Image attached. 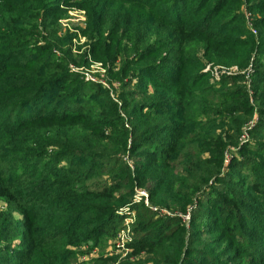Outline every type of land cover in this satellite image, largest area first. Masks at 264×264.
<instances>
[{"label": "rangeland", "instance_id": "374dc122", "mask_svg": "<svg viewBox=\"0 0 264 264\" xmlns=\"http://www.w3.org/2000/svg\"><path fill=\"white\" fill-rule=\"evenodd\" d=\"M164 4V0H0V11L11 10L7 22L0 16V69L9 74L7 80L24 83L31 78L33 62L42 70L54 65L52 80L59 78L41 93L44 107L67 117L75 131L72 147L78 148L62 157L57 168L65 171L70 163H85L69 187L86 196L75 199L76 206L70 208L75 220L64 231L88 217L110 221L103 232L89 237L71 233L60 260L166 264L156 243L166 237L174 252L172 263L264 264V0H185L187 17L178 28L161 12ZM10 29L21 38L13 37ZM228 29L235 30L237 46L226 43ZM14 42L20 47L14 48ZM12 50L22 52L10 57ZM176 62L182 64L181 70L175 68ZM156 65L166 76L156 67L151 70L156 76L143 72ZM195 75L206 78L199 81ZM177 89L190 94L183 98ZM196 92L206 95L203 106L195 99L183 120L190 131L213 133L211 139L191 147L192 134L186 132L174 159H159L174 139V122L147 121L144 127L150 129L144 137L134 134L131 147L130 135L121 138L122 130L131 129V110L152 116L166 112L168 106L173 111L177 101H188ZM219 94L220 102L208 101ZM233 116L242 119L234 132ZM217 124L223 126L222 132L216 130ZM218 134L226 144L220 160L199 148L216 144ZM12 145L16 153L8 156L0 148V174L5 170L2 159L15 164L21 159L26 164H21V172L32 167L38 175L44 155L52 153L41 156L24 141ZM0 185V228L8 230L4 234L0 229V264H58L41 258L54 247L36 246L31 240L50 235V230L44 231L47 226L64 225L50 218L55 207L46 206L42 219L34 223L13 208L11 184ZM101 190L116 199L110 215L76 213ZM31 226L42 230L30 234Z\"/></svg>", "mask_w": 264, "mask_h": 264}, {"label": "trees", "instance_id": "16d2710c", "mask_svg": "<svg viewBox=\"0 0 264 264\" xmlns=\"http://www.w3.org/2000/svg\"><path fill=\"white\" fill-rule=\"evenodd\" d=\"M164 1L165 4L163 5L164 7L161 9V12H163L169 19H173V22H175L173 26L178 28L180 26V23L184 22L187 17L184 5L185 0ZM37 4L38 6H41L40 2H38ZM45 9L46 11H48L49 7H46ZM52 9H54V7H52ZM8 10L9 12L11 11L9 8ZM7 11L6 13L4 11H0V16H2L6 22L7 18H9L10 15ZM7 27L10 26L7 25ZM9 31V33L13 37L17 39L21 38L20 36L13 35L15 33L14 30L10 29ZM235 34V30H227V37L229 41H226V43L228 44V46H237L234 40ZM206 42L207 43L204 46L207 50H209L210 47L208 48V46L210 41ZM13 46L14 48L20 47V45L16 42H14ZM10 52V57H12L18 55L19 52L22 51L15 52L12 50ZM35 63L36 62H33L34 65L30 67V71L28 73L29 77L31 78H28L26 81H24V83L19 82V80L16 78L7 80L9 74L5 72L6 70H3V68L0 69V148H2V152L4 153L3 156H8L10 154L16 153V151L11 148L13 146V143L24 141L28 145L35 146V150L41 156H43L46 152L52 153H46L44 155L40 163L41 172L38 175L36 174V168L32 167H26V169L21 172L20 168L23 166L21 164H25L23 161H21V159L16 161L17 164L13 162V159H2L1 162H3L2 164L5 170L0 174V184L4 182L6 183L7 181L8 184H11V189H9L10 191H8V193L12 198H14L13 208L15 210L21 211L25 218L33 220L34 223L38 222L39 219H42L43 214L41 212L46 206L51 205L55 207L53 209L55 215H51L50 218L58 220L61 223L64 222V225L54 227L47 226L48 228L44 231L50 230V235L44 233L43 236H35L34 238L31 235V240L32 242H36V246H38L37 244L39 243H43L49 247H54L52 250L45 251L43 253V256L41 257L43 258V260H45L46 262L57 261L58 264H66L64 260H60V256L65 255L63 246L70 244L72 239L71 233L78 231L79 233L86 235L85 237H89L96 232H103L105 228L110 225V221L109 219H106L107 217H103V219H100L99 221H97L95 218L88 217L86 220L82 221V224L75 225L70 229H66L64 231V227L70 225L71 221L75 220V214L71 213L70 211V208H72L73 205L76 206L75 199L79 196H86L77 194L69 187L71 185L69 183L71 180H78L77 178L79 177V175H81L82 171L85 168V163H82V161L70 163L69 165L71 166H68L65 171L57 168L58 164L62 160V157L70 154L71 150L78 149L72 147L73 144H71L72 137L75 135V131L73 130L72 126L69 125V123H66L67 117H65L64 115H58L49 109H45L44 107L45 100L43 94L41 93L53 86V84L59 78L58 77L56 80H52L55 75H52L53 73L51 72L50 68L54 65L50 63V66H46V69L42 70L40 69V65H35ZM176 64L177 66H175V68L181 70L182 64L177 62ZM155 67L158 68L159 66H147L145 69H143V72L151 76H156L154 75L155 71L151 72L152 68ZM159 70L161 72H158V74H161V76H166V71L164 69ZM195 76L199 81H203L206 78V75H203L201 77H197V75ZM176 92L179 94L181 93L180 95H182L183 98H185L186 95L188 96V94H190L186 90L183 91L177 89ZM219 97L220 94L215 97V99L210 98L208 101L211 100L210 102H214L217 100V102H220ZM205 98V94L196 92V94H192V96H189L190 100L188 101H185L183 103L182 101H177V105L176 107H173V111H170V106H168V104V109L166 112L162 111L155 114L154 116L150 115L146 111L143 113H135V111L131 110L130 116L128 117L129 123H131V129L129 131L126 129L122 130L120 132V136L125 140L130 135L129 147H131L135 142L134 134L139 133V135L144 137L146 134L145 130L150 129L147 126L144 127L147 121L151 120L153 124L156 125L166 122H174V139L168 145V148L159 153V159H174L177 150H181V148L183 147L181 144L182 140L185 138L186 132L187 134H192L190 137L191 147L192 144H197L203 139L212 138L210 137V135L213 133L208 135L207 132L202 131L203 129L201 128L197 131H190L189 126L186 125V123L188 122H186V120H183V117L185 116V114H187L186 109L189 106L195 104L196 101L194 102V100H199L201 103L200 106L202 107ZM2 108H6L7 111L4 112V109ZM25 108H28V111H25ZM242 112L247 113L248 111L243 110ZM239 120L242 119L235 116L231 117L232 125L230 130H232L233 132L234 130L238 131ZM222 128L223 126L221 124H217L216 130L222 132ZM220 137V134L215 136L216 144H209V146L207 147H203L204 145L199 146L202 152H207L211 159L220 160L224 157V148L226 144L221 141ZM124 146L125 141L120 147L123 149ZM169 148H171L170 151L168 153H165ZM158 167H160V165H158ZM27 168L30 169L27 170ZM200 182L204 183L202 180ZM0 187L2 188L1 185ZM92 194V197H90L92 203H88V205H86L76 213L87 211L90 213L94 212L93 214L95 215H99L101 213L105 216L110 215L114 210V205L111 204H115L116 200L113 198L112 194H109L107 190L97 191ZM159 196L161 198H164L161 195ZM78 206H81V204H79ZM9 218L10 216H5L4 220L1 222V225H6V222L7 220H9ZM95 220L97 222H95ZM87 227L88 229H86ZM0 229H2L4 234H7V229ZM40 230L42 229H40L39 227H29V232H31L30 234H36V232H39ZM167 238L169 239L170 237ZM96 240L97 239L94 240L95 243ZM156 243H158V247L161 248L159 257H163V260H165L166 264H176V261L174 263L171 262V256L174 254V252L172 250H169L168 243H166V237L157 239ZM54 244H59V247ZM187 250L192 249L187 248ZM189 253L197 254V252L194 251H190ZM98 258L101 259L102 255H99ZM163 260H161L162 263H164ZM93 264L110 263L102 261Z\"/></svg>", "mask_w": 264, "mask_h": 264}, {"label": "built area", "instance_id": "2783aa9c", "mask_svg": "<svg viewBox=\"0 0 264 264\" xmlns=\"http://www.w3.org/2000/svg\"><path fill=\"white\" fill-rule=\"evenodd\" d=\"M225 159H227V158L225 157Z\"/></svg>", "mask_w": 264, "mask_h": 264}]
</instances>
